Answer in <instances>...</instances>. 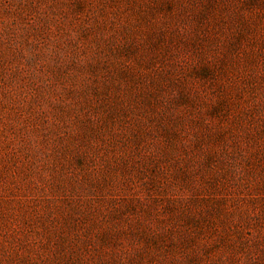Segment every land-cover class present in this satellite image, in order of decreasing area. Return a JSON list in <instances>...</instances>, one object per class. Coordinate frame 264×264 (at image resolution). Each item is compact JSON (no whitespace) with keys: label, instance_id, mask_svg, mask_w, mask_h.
Masks as SVG:
<instances>
[{"label":"rangeland","instance_id":"1","mask_svg":"<svg viewBox=\"0 0 264 264\" xmlns=\"http://www.w3.org/2000/svg\"><path fill=\"white\" fill-rule=\"evenodd\" d=\"M0 264H264V0H0Z\"/></svg>","mask_w":264,"mask_h":264}]
</instances>
